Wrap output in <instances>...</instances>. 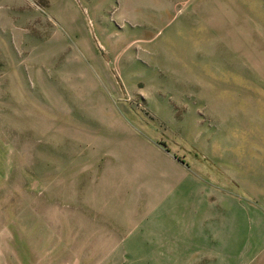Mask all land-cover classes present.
<instances>
[{
  "label": "rangeland",
  "instance_id": "obj_1",
  "mask_svg": "<svg viewBox=\"0 0 264 264\" xmlns=\"http://www.w3.org/2000/svg\"><path fill=\"white\" fill-rule=\"evenodd\" d=\"M241 159L264 175V0H0V264H138L144 203Z\"/></svg>",
  "mask_w": 264,
  "mask_h": 264
},
{
  "label": "crops",
  "instance_id": "obj_2",
  "mask_svg": "<svg viewBox=\"0 0 264 264\" xmlns=\"http://www.w3.org/2000/svg\"><path fill=\"white\" fill-rule=\"evenodd\" d=\"M232 159L224 165L236 164L237 158ZM241 162L242 176L216 163L221 173L184 171L178 178L182 182L172 183L165 198H150L144 206L156 207L146 222L140 220L134 235L113 240L137 245L136 251L123 252V259H139L138 264H264V189L248 183L264 182V175L253 173L248 159Z\"/></svg>",
  "mask_w": 264,
  "mask_h": 264
}]
</instances>
